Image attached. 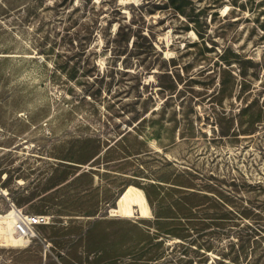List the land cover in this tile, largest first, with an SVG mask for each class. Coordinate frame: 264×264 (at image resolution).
Wrapping results in <instances>:
<instances>
[{
    "label": "rangeland",
    "instance_id": "obj_1",
    "mask_svg": "<svg viewBox=\"0 0 264 264\" xmlns=\"http://www.w3.org/2000/svg\"><path fill=\"white\" fill-rule=\"evenodd\" d=\"M11 203L0 264H264V0H0Z\"/></svg>",
    "mask_w": 264,
    "mask_h": 264
},
{
    "label": "bare ground",
    "instance_id": "obj_2",
    "mask_svg": "<svg viewBox=\"0 0 264 264\" xmlns=\"http://www.w3.org/2000/svg\"><path fill=\"white\" fill-rule=\"evenodd\" d=\"M135 212H138L141 217H147L148 202L144 192L141 189L134 186H129L119 197L116 208L111 209V215L132 218L135 216ZM27 243L28 242L14 235L8 215L1 214L0 245L25 247Z\"/></svg>",
    "mask_w": 264,
    "mask_h": 264
},
{
    "label": "built area",
    "instance_id": "obj_3",
    "mask_svg": "<svg viewBox=\"0 0 264 264\" xmlns=\"http://www.w3.org/2000/svg\"><path fill=\"white\" fill-rule=\"evenodd\" d=\"M3 215H8L14 235L28 243L36 239H42L39 235V228L51 223L50 216L26 213L14 203L10 204L8 211ZM47 251L48 249L46 248L44 253L45 257L47 256Z\"/></svg>",
    "mask_w": 264,
    "mask_h": 264
}]
</instances>
